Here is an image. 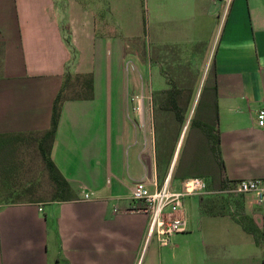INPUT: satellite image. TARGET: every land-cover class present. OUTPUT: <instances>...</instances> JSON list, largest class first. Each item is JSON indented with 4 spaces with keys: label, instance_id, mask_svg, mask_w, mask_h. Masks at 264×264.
I'll list each match as a JSON object with an SVG mask.
<instances>
[{
    "label": "crops",
    "instance_id": "obj_1",
    "mask_svg": "<svg viewBox=\"0 0 264 264\" xmlns=\"http://www.w3.org/2000/svg\"><path fill=\"white\" fill-rule=\"evenodd\" d=\"M203 70L227 180L263 179L264 0H0V135L48 130L67 71L95 80L93 100L64 104L51 154L71 185L70 201H52V186L42 201L37 192L15 201L7 153L35 146L27 137L2 144L0 264H218L237 252L213 241L215 223L225 219L228 232L249 233L247 226L207 212L202 197L187 198L198 223L185 203L187 231L166 247L149 240L150 217L132 212L137 182L154 192L169 180L178 192L187 178L176 170L179 147L173 159L158 149V126L173 116H149L146 106L173 86L196 88ZM244 211L261 232L254 204Z\"/></svg>",
    "mask_w": 264,
    "mask_h": 264
},
{
    "label": "rangeland",
    "instance_id": "obj_2",
    "mask_svg": "<svg viewBox=\"0 0 264 264\" xmlns=\"http://www.w3.org/2000/svg\"><path fill=\"white\" fill-rule=\"evenodd\" d=\"M142 28V23H140L136 29H138L141 33ZM134 62L135 61L132 58L130 61H128L127 67L129 70L134 68ZM204 73L205 70L202 71L199 81L195 84L192 83V86L197 84L196 88L183 89L186 92L185 98L190 97V102L192 101L191 108L190 110L188 109V116H186L187 120L184 124L185 128L183 133V126L177 122L175 115L168 112H163L160 109V103L166 97V94L164 93L165 91L154 94L152 97V104H148L146 109L149 110V116H159L160 118L162 116L163 118H166V116H173V120L169 118V120L161 122L163 123V126H158V149L161 151V153H163V155L171 159L172 153L177 149V147H179L180 160L177 167L178 175H203V178H205L210 183H208L209 189L213 192H217L221 190L220 186L214 178L207 175L210 168L209 149H206L203 160L200 158V155L194 154L195 152H201L200 147H198L199 142L201 139H205L204 132L202 129H200V125L201 123L209 124V115L214 114L213 108L210 109L208 107L209 105L211 107L213 106L210 104L212 99L210 90L208 89L210 84L207 79L208 74L204 76ZM198 92L199 96L197 98ZM195 102L196 107L194 108ZM210 123L212 124L213 120H211ZM181 133L182 136L179 140ZM34 150L35 147L31 145L26 146L20 144V146H17V149L15 148L14 151L11 150L8 152L7 160L5 161L6 174H13V188L15 191L19 190L20 192L23 188H28L29 186L33 185V183H36L39 184V186H37V192L39 195L50 197L48 191H50L51 185L49 183L48 176L43 170L40 157L35 154ZM195 155L197 157L196 163L192 160ZM165 176L166 174L164 172L161 173L160 181H165ZM18 195H20V193L16 194L17 197ZM4 198H6V194L0 195V199L4 200ZM204 200L206 201V209H211L210 212L231 215L238 221L243 222L249 230L253 227L248 217H246L244 210L248 203L254 204V208L261 215L263 226L262 231L257 236L258 238L247 233L246 231L238 230L228 232L229 223L224 221L225 219H219L222 223L215 224H220L219 227L221 228L219 229L218 233L213 234V241L228 242L232 244V247H238L237 252H233L228 255L229 259L225 260L221 257L218 264H264V203L257 204L256 200L252 199V197L248 195L241 197L240 195L224 196L220 194H213ZM193 202L198 203L199 199L197 198L193 200ZM185 203H187L186 209L188 219L194 221L196 219V222L198 223L201 215H197L195 211V204L191 203V199H186Z\"/></svg>",
    "mask_w": 264,
    "mask_h": 264
},
{
    "label": "trees",
    "instance_id": "obj_3",
    "mask_svg": "<svg viewBox=\"0 0 264 264\" xmlns=\"http://www.w3.org/2000/svg\"><path fill=\"white\" fill-rule=\"evenodd\" d=\"M62 30L66 34L65 42L72 51L73 60H75L77 58V52L75 48L72 46V36H71L70 27L63 26ZM164 93L166 94V97L160 103V109L163 112H168L175 115L177 122L183 126L182 127V133H183L185 128L184 124L187 120L186 116H188V112L191 108L192 101L190 102L191 100L190 97L185 98L186 92L183 89L176 88L175 86L165 91ZM94 95H95V80H94V75L92 73L72 74L67 71L64 76V83L62 89L57 95L53 104L51 126L48 130L43 132L18 134V135H10V136L0 135V147H1L0 149L4 148L2 144L4 145V143L5 144L10 143L11 140H15V139L16 141H18L19 139L21 140L27 137L29 138L28 140L34 142V146H35L34 152L36 155H38V157H40L43 165V170L47 174L49 183L52 186V190H53V192H51V197L53 198L52 201H70L72 196V189L70 183L62 175V173L59 171L58 167L51 158L52 150L56 142V136L63 111V106L67 101L93 100ZM212 106L213 107L209 105L208 107L210 109L213 108L214 111V114L209 115L210 121L213 120V123L203 124L200 126V128L204 132L205 139H201V141L199 142L198 147H200L201 152L199 153L195 152L194 154L200 155V158L203 160L205 157V155L203 156V154L206 153L207 148L209 149L210 168L208 170L209 172L207 175L209 177L214 178L221 189H226L232 187L234 184L229 182L226 178V168L220 148L221 145L220 133L216 129L218 123L217 104ZM182 133L179 136V140L182 136ZM175 153L176 150L172 153L171 159L174 158ZM196 155L192 159L195 163L197 162ZM191 177H203V175H198V174L187 175V178L185 180ZM163 184H164V180L161 181L160 185L163 186ZM37 186H39V184L33 183V185H31L28 188H23L20 192L19 190L18 191L14 190L12 195L13 197L16 198L15 201L17 199H21V197H23V195L25 194L34 195L35 197L37 195L36 194L38 188ZM18 193H20V195H18L17 197L16 194ZM240 196L243 197L244 195H240ZM37 198L41 199L39 201H42L44 197L40 196ZM206 198L207 197H202V200ZM206 210L207 212L211 211V209L210 210L206 209ZM249 221L251 222L253 228H251L250 230L247 228V231L252 235H254L256 238H258L257 236L260 233L259 229L255 225L253 220L249 219Z\"/></svg>",
    "mask_w": 264,
    "mask_h": 264
},
{
    "label": "built area",
    "instance_id": "obj_4",
    "mask_svg": "<svg viewBox=\"0 0 264 264\" xmlns=\"http://www.w3.org/2000/svg\"><path fill=\"white\" fill-rule=\"evenodd\" d=\"M230 0H228L229 2ZM258 126L264 129V108L257 115ZM244 195L253 196L259 203L264 201V178L244 180L232 187L213 192L208 181L203 177H191L183 182L180 191H172L169 180L163 188L152 192L145 181H139L133 189L136 206L132 212L150 217L148 237H157L161 246H168L173 236L187 231V220L183 216L185 201L192 197H209L210 195ZM86 200L90 195L85 196Z\"/></svg>",
    "mask_w": 264,
    "mask_h": 264
},
{
    "label": "water",
    "instance_id": "obj_5",
    "mask_svg": "<svg viewBox=\"0 0 264 264\" xmlns=\"http://www.w3.org/2000/svg\"><path fill=\"white\" fill-rule=\"evenodd\" d=\"M198 96H199V94H198ZM196 107V102H195V104H194V108ZM194 108H193V110H194ZM193 112V111H192ZM179 152V150L177 151V153ZM176 156H177V154H176ZM176 156H175V158H176Z\"/></svg>",
    "mask_w": 264,
    "mask_h": 264
}]
</instances>
